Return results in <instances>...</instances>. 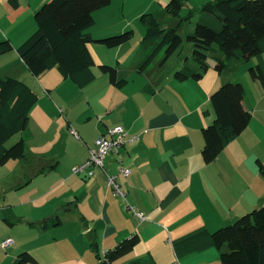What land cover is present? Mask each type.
<instances>
[{
    "label": "crops",
    "instance_id": "1",
    "mask_svg": "<svg viewBox=\"0 0 264 264\" xmlns=\"http://www.w3.org/2000/svg\"><path fill=\"white\" fill-rule=\"evenodd\" d=\"M46 1L0 0V40H11L15 48L0 56V71L22 79L36 92L37 87L42 91L37 92L40 98L31 109L28 127L22 135L28 157L0 165V193L5 204H18L6 198L9 191L33 192L22 200L29 207L24 218L34 229L31 245L24 243L22 251L31 252L38 260L36 264H96L93 242L96 248L106 251L139 235V244L125 255L129 264L145 256L154 264H174L177 260L182 264H222L218 254L211 250L213 247L179 258L172 244L174 239L199 227L213 232L231 224L264 203V175L259 169V162L264 165V86L260 80L247 76V68L241 69L245 64H254L256 59L245 62L232 58L220 73L215 66L224 57L223 52L210 53L207 57L211 67L201 79L179 80L175 72L184 66L186 58L192 57L189 46L186 55L176 51L164 63L161 57L156 58L146 71L131 76L124 87L114 86L98 65L127 67L126 60L142 41L141 28L137 42L126 46L129 40L113 47L115 52L97 41L91 43L98 46L89 43L97 64L96 79L83 88L63 78L57 68L38 78L26 69L17 48L36 31L35 13ZM140 2L112 0L96 12L102 17L112 10L117 11V16L122 12L121 18L110 23L111 33L115 27L126 29L133 24L137 30L135 22L141 21L145 10L156 0L146 5ZM169 17L170 23L167 19L166 23L174 24ZM236 76L242 79H235ZM235 80L245 83L243 103L252 112L251 121L214 161L207 163L202 157L205 141L201 131L216 116L214 108L208 107L212 104L211 93L223 83ZM72 94L88 102L85 112L91 121L95 119L93 131L79 125L76 126L80 131L71 128L76 109L62 97ZM58 101L71 109V115L66 117L68 124L63 116H58L59 111H64ZM115 125H123L129 138H138L127 141L118 153H109L104 169L95 167L92 176L73 174V165L86 161L96 139ZM122 165L131 170L129 175L120 172ZM108 173L118 176L126 196L114 194L107 184ZM36 179H40L41 185L35 189L31 184ZM5 204L0 206L3 218H11ZM127 204L145 218L140 219L126 209ZM18 254L14 253L12 263Z\"/></svg>",
    "mask_w": 264,
    "mask_h": 264
},
{
    "label": "trees",
    "instance_id": "2",
    "mask_svg": "<svg viewBox=\"0 0 264 264\" xmlns=\"http://www.w3.org/2000/svg\"><path fill=\"white\" fill-rule=\"evenodd\" d=\"M185 1L170 0L164 10L145 13L141 17L146 29L141 41L142 50L131 66L103 63L98 65L100 71L108 75L114 86L124 87L132 72L143 73L156 58L162 55L160 61L164 63L180 50L184 43L180 33L181 23L192 20L199 13L201 16L195 31L187 35V40L193 45V55L190 59L186 58L181 69L176 70V78L201 79L211 67L207 56L223 52L224 57L218 59L215 66L220 73L232 58L245 62L255 58L249 73L253 80H260L264 86V0H210L200 7H192L189 14L182 17L180 11ZM111 3L112 0H47L35 13L36 31L17 48L26 69L39 78L50 69L57 68L63 78L70 79L78 87L92 83L96 79L94 67L97 64L89 43L97 41L113 48L134 37V30L131 29L102 38L92 37L88 32L96 23V11ZM167 16L176 17L179 22L167 24ZM14 49L11 40H0V56ZM245 92V83L235 80L223 83L211 93L210 100L216 116L201 131L205 141L202 157L207 163L214 161L229 142L248 127L252 112L244 106ZM39 98L28 83L0 71V165L11 159L28 157L24 137L11 147H6V142L27 129L31 109ZM259 167L264 175L262 162H259ZM3 219L14 224L9 217ZM139 241V235H135L116 248L107 250L101 264H115ZM92 245L97 250L96 242ZM172 245L179 258L216 247L222 264H264V203L229 225L213 232L204 226L199 227L174 239ZM1 248L7 249L2 245ZM97 255L101 259L100 254ZM30 263L36 264L38 260L31 252L22 251L12 264ZM130 264L154 262L145 256L136 258Z\"/></svg>",
    "mask_w": 264,
    "mask_h": 264
},
{
    "label": "rangeland",
    "instance_id": "3",
    "mask_svg": "<svg viewBox=\"0 0 264 264\" xmlns=\"http://www.w3.org/2000/svg\"><path fill=\"white\" fill-rule=\"evenodd\" d=\"M170 0H156V2H154L153 4H151L150 6H148L147 10H145L147 13L148 12H159L161 10H164L166 4L169 2ZM207 1H210V0H186L185 3L183 4V7H181V11H180V14L182 17H185L189 14L190 10L192 7H200L202 5H204L205 2ZM135 2H139V0H135ZM150 2L146 0H141L140 4L143 5H146ZM105 16L102 17L100 16V12H96V18H97V22L88 29V32L94 36V37H108L109 35H115V34H119V33H122L124 32L125 30H128V29H131V30H134V37L131 39V41H129L128 45L126 46H129L131 44H133V42H137V37H141L139 36V29L141 31V28L143 29L144 33H145V26L144 24L140 25L139 23H143L142 21H140L139 23L138 22H135L136 25H137V30H136V26L133 24V26H129L127 27L126 29L124 28H118V27H115L114 29V32L111 33L109 30V27H111L110 23H112V21L114 20H117L119 18L122 17V12L121 14H119L117 16V11H114L112 10V12L110 14H107V13H103ZM115 16H117L115 18ZM200 14L197 13L195 16L192 17V20H183V22L181 23L180 25V33L181 35L184 37V43L181 45L182 47L180 48V52H183L185 55L187 54L188 50H189V46L192 48V55H193V45L191 42H189L187 40V35L193 31H195L196 29V26H197V22H198V19H200ZM174 20L176 21L175 23H178V18L176 17H173ZM168 23H170V20L171 18L168 16L166 17ZM142 26V27H140ZM138 31V32H137ZM138 33V34H137ZM144 33L142 34V37L141 39L144 37ZM91 44H94V43H91ZM95 46H98L96 44H94ZM105 49L107 50H113L112 52H115L117 49H113V48H108L106 47L105 45H103ZM142 48H141V40H140V43L137 44L136 46V50H135V53L133 54V56H131L129 58V60H126L125 64L127 67L131 66V64L133 63V59L136 57V55L141 52ZM162 58V55L160 56ZM253 62L255 61V59L252 60ZM104 64H109V63H104ZM242 64V63H241ZM109 65H113V64H109ZM116 65V64H114ZM113 65V66H114ZM252 65V64H251ZM250 64H245L244 67L242 66L241 69L243 70V68H247L249 71V67L251 66ZM240 68V66L238 67ZM240 70L238 72L237 75H239L241 73ZM133 75H137L136 72H132V74L130 75L129 79H131V76ZM29 76V75H28ZM32 76V75H31ZM247 76L250 77V75L247 73ZM30 78H33V77H30ZM242 79V76H236L235 79ZM25 79V77H24ZM234 79V78H232ZM231 79V80H232ZM245 78H243L244 80ZM31 81V80H30ZM37 87V86H36ZM77 88V87H76ZM37 89V92H39L40 94L42 93L41 89L39 87L36 88ZM67 92H63L62 94H66ZM62 100L64 101H69L70 103H72L75 107L73 112H74V123L72 122L71 124V128L73 127L74 129H77L78 131L79 130V127H83L84 128H88L89 131H93L94 128H95V119H92L93 121H91V119L88 118V114L85 112V110H87L88 108V102L85 101L83 99V97H77L75 94H72L71 96H64L62 97ZM43 103V101H42ZM58 105L60 107V109H63V113H60V111L58 112V116H63V121H65V123L68 124V120L66 119L67 115H71V109L70 107L68 106L67 103H59L58 101ZM211 105H208V107L212 110L213 107H211ZM58 108V110H60ZM207 109V108H206ZM46 111V110H45ZM205 114H207V112H205ZM35 116L37 117V113H35ZM60 120H58V124H60ZM76 125H79L76 126ZM29 133V131H28ZM23 134H25V131H22V132H19L17 134H15L13 137H11L7 142H6V147H11L12 145H14L15 143H17L23 136ZM81 134V133H80ZM82 135V134H81ZM74 136V135H73ZM72 136V137H73ZM75 138V137H74ZM61 147V146H60ZM43 150H46V146L43 144ZM14 162V161H12ZM76 166H79V165H73V168H71V171L74 169V167ZM259 169H261L259 167ZM261 171V170H260ZM262 173V172H261ZM83 174V173H81ZM84 176H86L85 174H83ZM41 185V181L40 179H36L32 184L31 186H34L35 189L36 188H39ZM24 190V189H23ZM30 193H33V192H30V191H22L21 189L19 190H12V191H9L7 192V194H5L7 197V199H11L12 201H17L18 204L16 206H11L10 204H5L3 202V198H2V193H0V206H2L3 204H5V206L7 208L10 209L8 215H10V221L13 222V220L15 221V224L12 225L10 223H7L4 219H3V215H4V211L1 210L0 208V241L4 238H7V237H12L15 242L17 241H20L19 243L17 242L15 245H13L9 250H4L1 248L0 246V262L4 263V264H11L13 259H14V253L15 255L18 254V252L22 251V248L24 247V243L27 242L28 245H31V241H30V237L32 236V232L34 229H32L29 225V222L28 220H26L24 218V215L25 213L28 211V206L27 205H24L22 204V200ZM30 198V197H29ZM29 198H26V199H29ZM12 204V203H11ZM234 221V220H233ZM232 221V222H233ZM229 225V224H228ZM48 234V233H47ZM34 237L36 238V235H34ZM52 235H50L49 238H51ZM1 243V242H0ZM21 246V247H20ZM141 248H144V246L141 244L140 245ZM18 249H20L18 252H16ZM24 250V249H23ZM105 249H101V248H97V250L95 251V263L96 264H101V261L102 259L104 258V255H105V252L107 251H104ZM211 250H214L219 256L220 255V251L218 248L216 247H213ZM97 254H100V257L101 259L98 257ZM131 256V255H130ZM129 257H124L123 259H118L116 261L115 264H129L128 262V259ZM218 260L221 262L220 260V256L218 257Z\"/></svg>",
    "mask_w": 264,
    "mask_h": 264
},
{
    "label": "built area",
    "instance_id": "4",
    "mask_svg": "<svg viewBox=\"0 0 264 264\" xmlns=\"http://www.w3.org/2000/svg\"><path fill=\"white\" fill-rule=\"evenodd\" d=\"M75 132V131H74ZM129 133L126 131L123 125H115L108 129V131L100 135L95 141V144L93 147L89 148V155L82 164L79 166L74 167L73 174H85L87 176H92L94 173L95 167H100L104 169V160L106 156L109 153L112 152H118L120 147L124 146L127 141L129 140H135L138 138V136L133 135L132 137H128ZM75 135L77 137L78 134ZM130 169L121 166L120 172H124L125 175L130 174ZM116 174H107V184L113 189V192L117 196H126V191L123 189V187L120 185V183L117 180ZM126 209L132 210L135 212L140 219H144L145 216L143 213L138 212L133 208L130 204L126 205ZM15 240L12 237H8L1 241V245L4 248H8L9 246L13 245ZM174 264H182L179 260H177Z\"/></svg>",
    "mask_w": 264,
    "mask_h": 264
}]
</instances>
